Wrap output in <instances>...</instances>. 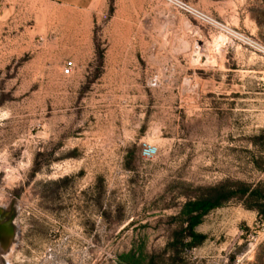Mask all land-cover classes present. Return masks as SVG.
Here are the masks:
<instances>
[{
	"label": "rangeland",
	"instance_id": "1",
	"mask_svg": "<svg viewBox=\"0 0 264 264\" xmlns=\"http://www.w3.org/2000/svg\"><path fill=\"white\" fill-rule=\"evenodd\" d=\"M186 1L264 46V0ZM0 264H264V56L160 0H0Z\"/></svg>",
	"mask_w": 264,
	"mask_h": 264
},
{
	"label": "built area",
	"instance_id": "2",
	"mask_svg": "<svg viewBox=\"0 0 264 264\" xmlns=\"http://www.w3.org/2000/svg\"><path fill=\"white\" fill-rule=\"evenodd\" d=\"M165 4L169 5L173 9L183 12L190 17L194 18L195 20L218 30L220 33L225 35L227 38H235L238 41L242 42L244 45L249 46L260 52L264 56V46L254 40L252 37L246 35L243 32L233 29L227 24L219 22L215 17L210 15L209 13L205 12L201 8L197 7L196 5L192 4L186 0H160ZM72 67V62L64 68V73H69Z\"/></svg>",
	"mask_w": 264,
	"mask_h": 264
},
{
	"label": "crops",
	"instance_id": "3",
	"mask_svg": "<svg viewBox=\"0 0 264 264\" xmlns=\"http://www.w3.org/2000/svg\"><path fill=\"white\" fill-rule=\"evenodd\" d=\"M56 2H62L69 5H72L74 7H87L93 0H54Z\"/></svg>",
	"mask_w": 264,
	"mask_h": 264
},
{
	"label": "trees",
	"instance_id": "4",
	"mask_svg": "<svg viewBox=\"0 0 264 264\" xmlns=\"http://www.w3.org/2000/svg\"><path fill=\"white\" fill-rule=\"evenodd\" d=\"M221 204L220 200H216V202H212L209 205L206 206V210L212 208L213 206ZM205 208V207H204ZM197 209L201 210V206L198 205Z\"/></svg>",
	"mask_w": 264,
	"mask_h": 264
}]
</instances>
